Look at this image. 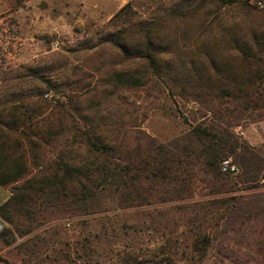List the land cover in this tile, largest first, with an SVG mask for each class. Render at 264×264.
Returning <instances> with one entry per match:
<instances>
[{"label":"rangeland","instance_id":"obj_1","mask_svg":"<svg viewBox=\"0 0 264 264\" xmlns=\"http://www.w3.org/2000/svg\"><path fill=\"white\" fill-rule=\"evenodd\" d=\"M251 30L264 31V2L0 0V111L31 116L0 130L23 165L19 182L52 181L63 164L90 167L95 157L142 169L135 187L128 177V187H98L85 205L73 201L76 181L57 199L33 196L32 214L0 237V264H190L197 234L207 225L217 236L224 217L193 203L264 193V81L241 85L264 71L257 50L244 49ZM116 39L132 50L152 42L157 67L126 57ZM211 62L240 76L248 95L219 96L237 86L215 76ZM88 138L108 144L111 156L90 153ZM224 162L236 170L220 173ZM13 186H0V206ZM262 219L221 236L238 259L215 247L205 264H258Z\"/></svg>","mask_w":264,"mask_h":264},{"label":"trees","instance_id":"obj_2","mask_svg":"<svg viewBox=\"0 0 264 264\" xmlns=\"http://www.w3.org/2000/svg\"><path fill=\"white\" fill-rule=\"evenodd\" d=\"M225 4H231L237 2L235 0H219ZM250 0L241 1V4H248ZM253 1H262L264 0H253ZM130 6V3L123 6L119 12L115 15H119L125 11L126 8ZM248 40L246 41L245 48L252 53V50H257V53L260 55L257 57V61L261 62L264 60V54L262 52V46H264V31L258 33L256 31H249ZM121 39H116L113 41L114 45L117 49H119L126 57H136L139 56L140 58H144L148 61V63L154 68L157 67V57L154 54V47L152 42H148L145 44V49L140 50L138 48H134V50L130 49ZM239 49V46H237ZM242 53L244 57V52L239 51ZM253 58L256 59L254 56ZM211 67L215 71L213 72L215 76L219 77L222 82H227L230 86L233 83V87L237 86V88H229L228 86H222L220 88V95L235 97L233 92L229 91L233 89L237 91L236 93L248 95L246 88L238 86V79L239 77H230V74H227L223 71V66H214L213 62H211ZM249 73L248 76L241 80V85L250 86L254 84L256 81H264V71L262 74H254ZM198 76L195 80L197 83H202L203 76ZM234 81H233V80ZM232 80V81H231ZM195 82V83H196ZM229 89V90H228ZM196 92V91H195ZM200 96V92H196V97ZM237 97V96H236ZM19 109V110H18ZM21 109V110H20ZM6 107L0 111V130H3V127L10 132L15 131L18 126L25 125L28 119L31 118L27 112L22 111V107H14L8 111ZM4 112V113H3ZM8 112V113H6ZM18 112V113H17ZM14 113V114H13ZM9 119V122L7 119ZM10 123L9 125L7 122ZM89 144V152L98 155L104 156H111V149L108 144H103L102 142H95L91 140V138L87 139ZM10 146H8L6 139H2L0 137V171L5 170L2 179L0 178V186H6L8 184H13L11 191V196L0 206V217L6 222L8 226H11L14 231H18V226L22 218L29 217L32 214V210L30 208V201L33 199V196L38 194H42L43 198L46 200L48 198L57 199L58 197L65 195L67 192L65 185L66 182H74L76 181L80 190L78 193L73 195V201L80 203L81 205L87 204L93 197H95L96 190L98 187L105 188L107 185L113 186L116 189H121L122 185L128 187L127 181L125 178L128 177V181L130 182V186H136L140 179V173H142V169L137 170L136 172H132L130 165L125 164H118L112 163L103 160V162L97 161L99 157H95V161H91L90 167H77V166H69L63 164L62 166V175L61 177H55L52 181L49 179H44L42 181H23L19 182L23 173L24 168L22 163H20L19 157H15V152ZM175 158V155H174ZM154 161L157 165H159V161L155 158ZM179 158L175 159L174 163L179 162ZM225 161V160H223ZM222 161V162H223ZM221 162V163H222ZM216 167V165H215ZM221 166H219V172L221 171ZM155 168V167H154ZM156 170H160L156 168ZM132 172V173H131ZM140 172V173H139ZM226 175H229L230 172H224ZM256 181V180H254ZM178 187V188H177ZM174 187V191H181L179 186ZM183 189V188H182ZM66 197V196H64ZM195 208L200 210H205L208 206L212 207L210 213L215 212V217L217 215L223 213V218L218 217L220 221H222V231L217 233V236H213L211 232V228L209 226H204L203 230L197 234L196 240L192 243V250L190 251V258L188 261H194V264H205V259L209 255L210 250L216 247V254L220 255L223 259L230 260L232 257L238 255L239 252L229 249L227 246L224 245L223 235L229 232H240V229L236 231V227L239 228L241 226H245L249 223H254L257 218L259 217L264 220V193H258L256 196H220L216 197L212 200L205 201V202H195L193 203ZM206 213L203 215L209 214V210H205ZM23 218V219H24ZM213 219V218H212ZM218 221V219H217ZM218 224H216V227ZM251 227V226H249ZM11 233L8 227L4 230L1 236ZM22 235V233H20ZM244 235V234H242ZM0 236V237H1ZM246 239V236H244ZM255 247H258L256 252L258 255L261 256V260L258 264H264V241L258 243L253 241ZM249 244V243H247ZM217 245V246H216ZM219 245V246H218ZM196 257V258H195ZM233 259V258H232ZM198 261V262H196ZM128 264H185V263H176L172 260L165 259L164 262H151L149 260H140L137 258H132Z\"/></svg>","mask_w":264,"mask_h":264},{"label":"built area","instance_id":"obj_3","mask_svg":"<svg viewBox=\"0 0 264 264\" xmlns=\"http://www.w3.org/2000/svg\"><path fill=\"white\" fill-rule=\"evenodd\" d=\"M238 2L245 1V0H235ZM249 2L256 4V6L262 7V2L261 1H253L250 0ZM46 98L49 97L48 94L45 95ZM222 172H234L236 168L234 166H230L227 162H224L221 167ZM7 228L6 222L0 217V236L4 232V230Z\"/></svg>","mask_w":264,"mask_h":264}]
</instances>
